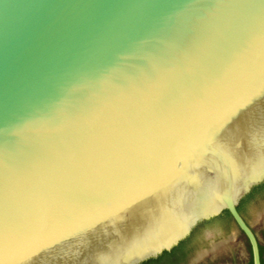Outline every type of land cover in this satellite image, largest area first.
I'll use <instances>...</instances> for the list:
<instances>
[{
    "label": "water",
    "instance_id": "1",
    "mask_svg": "<svg viewBox=\"0 0 264 264\" xmlns=\"http://www.w3.org/2000/svg\"><path fill=\"white\" fill-rule=\"evenodd\" d=\"M263 182L264 0H0V264H142L224 212L261 264Z\"/></svg>",
    "mask_w": 264,
    "mask_h": 264
},
{
    "label": "rangeland",
    "instance_id": "2",
    "mask_svg": "<svg viewBox=\"0 0 264 264\" xmlns=\"http://www.w3.org/2000/svg\"><path fill=\"white\" fill-rule=\"evenodd\" d=\"M247 214L248 224L256 233L259 242L264 244V198L251 202ZM207 233H212L208 243L204 240ZM201 248L207 251L205 257L191 263ZM248 248L249 245L234 230V226L230 229L215 226L202 231L197 249L181 264H250Z\"/></svg>",
    "mask_w": 264,
    "mask_h": 264
},
{
    "label": "trees",
    "instance_id": "3",
    "mask_svg": "<svg viewBox=\"0 0 264 264\" xmlns=\"http://www.w3.org/2000/svg\"><path fill=\"white\" fill-rule=\"evenodd\" d=\"M261 198H264V182L259 186L253 188L252 191L244 199L241 200L239 206L237 207L239 214L243 217L244 220L247 221L248 208L251 202H255ZM215 226H220L225 229H230L232 226H234V222L230 214L228 212H224L222 215L210 221L200 223L198 226H196L193 229L191 234L185 240L181 241L177 246L172 248L170 252H163L156 259H150L142 264H181L186 262L188 257H190L197 249L202 231L204 229ZM254 234L256 235L255 232ZM240 237H242L244 241L249 245L247 238L242 232H240ZM259 250H260L261 264H264V244H261L260 242H259ZM248 254L250 258V264H252L250 245L248 248Z\"/></svg>",
    "mask_w": 264,
    "mask_h": 264
}]
</instances>
